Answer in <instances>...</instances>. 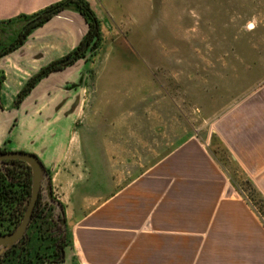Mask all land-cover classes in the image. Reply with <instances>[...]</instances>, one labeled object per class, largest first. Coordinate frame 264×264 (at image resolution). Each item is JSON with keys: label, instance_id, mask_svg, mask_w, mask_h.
Segmentation results:
<instances>
[{"label": "crops", "instance_id": "obj_1", "mask_svg": "<svg viewBox=\"0 0 264 264\" xmlns=\"http://www.w3.org/2000/svg\"><path fill=\"white\" fill-rule=\"evenodd\" d=\"M60 1L0 0V22ZM88 2L94 12L95 0ZM10 29L8 42L16 33ZM86 31L79 14L64 10L0 58V148L35 155L64 209L63 260L44 264H264V223L198 136L163 148L151 160L150 147H118L112 123L107 142L99 110L91 125L98 143L87 149L65 142L75 125L83 128L77 135L86 133L90 64L84 59L49 74L13 107L25 83L70 53ZM212 137L264 201V77L215 117L206 139ZM128 166L134 169L126 175L114 170ZM58 186L62 199L55 196Z\"/></svg>", "mask_w": 264, "mask_h": 264}, {"label": "rangeland", "instance_id": "obj_2", "mask_svg": "<svg viewBox=\"0 0 264 264\" xmlns=\"http://www.w3.org/2000/svg\"><path fill=\"white\" fill-rule=\"evenodd\" d=\"M93 10L100 44L85 60L86 133L77 135L83 128L75 125L65 142L87 149L98 143L91 125L99 110L107 142L112 123L118 147H150L151 160L196 135L264 223V205L251 185L220 144L206 139L215 117L264 77V0H95ZM0 36L6 41L11 34ZM129 167L114 170L126 175Z\"/></svg>", "mask_w": 264, "mask_h": 264}, {"label": "trees", "instance_id": "obj_3", "mask_svg": "<svg viewBox=\"0 0 264 264\" xmlns=\"http://www.w3.org/2000/svg\"><path fill=\"white\" fill-rule=\"evenodd\" d=\"M71 10L79 14L87 25V31L79 44L63 58L53 61L43 67L35 76L30 78L20 92L17 94L13 107L18 108L25 98L30 94L33 88L49 74L63 70L74 64L78 60H86L87 56H93L100 44V21L92 11L88 0H62L55 3L33 15H20L14 19L0 22V31L9 30L12 35L11 28H15V36L11 42L0 40V58L10 54L23 45L26 38L37 28L48 22L53 16L61 11ZM39 19L38 21H36ZM34 22L31 26H28ZM1 38V36H0ZM83 47H86L83 50ZM2 78L0 79V83ZM77 85H70L69 88ZM212 141H219L212 137ZM221 149L227 154L225 148L220 144ZM0 150L5 151L4 146ZM20 166L24 171L20 172L19 176L8 174L9 180L0 173V231H12L20 222L25 205L30 195L31 173L30 169L20 162ZM18 178L19 183L14 186V180ZM235 190L242 191L233 186ZM254 191V190H253ZM255 192V191H254ZM256 194V193H255ZM257 195V194H256ZM258 196V195H257ZM260 202L264 205V201L258 196ZM32 219V224L28 229L30 244L26 251L20 254L18 251L11 253L3 261V264H44V263H60L63 258L61 256L67 243L56 247L54 240L49 238L46 223L40 216Z\"/></svg>", "mask_w": 264, "mask_h": 264}, {"label": "water", "instance_id": "obj_4", "mask_svg": "<svg viewBox=\"0 0 264 264\" xmlns=\"http://www.w3.org/2000/svg\"><path fill=\"white\" fill-rule=\"evenodd\" d=\"M38 20L39 19L36 21ZM33 23L34 22H31L28 26H31ZM7 32H9V30H7ZM85 49L86 47H83V50ZM8 160L22 162L30 169V195L19 224L10 233L0 236V255L26 236V230L31 221L32 211L39 195L43 196L44 204L47 203L48 205H52L55 209H59L61 215H63L61 204L58 201L52 200L50 177L38 158L33 154L17 151L0 152V164Z\"/></svg>", "mask_w": 264, "mask_h": 264}, {"label": "flooded vegetation", "instance_id": "obj_5", "mask_svg": "<svg viewBox=\"0 0 264 264\" xmlns=\"http://www.w3.org/2000/svg\"><path fill=\"white\" fill-rule=\"evenodd\" d=\"M0 152H7L6 150H0ZM24 171V169L20 166V162L8 160L4 161L2 164H0V173L9 180L8 174H11L13 176H19L20 172ZM49 174V172L47 171ZM7 175V176H6ZM50 177V175H49ZM14 186L19 183L18 178L13 181ZM52 192V187H51ZM52 200L58 201L52 193ZM59 202V201H58ZM60 203V202H59ZM27 201L25 202V205L23 206L24 210L26 208ZM63 215H61V212L59 209H55L52 205H48L47 203H43V196L39 195L35 206L32 211L31 218H35L36 216H40L43 221L46 223V228L48 229L47 234L49 235V238L54 240L55 246L59 247L63 244L67 243L68 240V233H67V227L64 217V209ZM32 224V219L29 223V226L26 230V236L21 238V240L13 245L11 248L7 249L2 255H0V264H3V261L6 259V257L11 253V251H18L20 254L24 253L30 244V237L28 234V229L30 225ZM8 230L0 231V236L10 233ZM63 255V251L61 256Z\"/></svg>", "mask_w": 264, "mask_h": 264}, {"label": "built area", "instance_id": "obj_6", "mask_svg": "<svg viewBox=\"0 0 264 264\" xmlns=\"http://www.w3.org/2000/svg\"><path fill=\"white\" fill-rule=\"evenodd\" d=\"M246 199V198H245ZM247 200V199H246ZM247 202L250 204L249 200H247ZM251 205V204H250Z\"/></svg>", "mask_w": 264, "mask_h": 264}]
</instances>
